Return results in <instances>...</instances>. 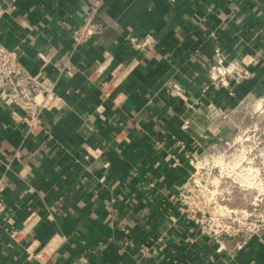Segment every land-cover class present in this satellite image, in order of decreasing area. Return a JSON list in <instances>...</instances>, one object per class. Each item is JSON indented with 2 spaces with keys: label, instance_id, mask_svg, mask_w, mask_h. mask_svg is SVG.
I'll list each match as a JSON object with an SVG mask.
<instances>
[{
  "label": "crops",
  "instance_id": "crops-1",
  "mask_svg": "<svg viewBox=\"0 0 264 264\" xmlns=\"http://www.w3.org/2000/svg\"><path fill=\"white\" fill-rule=\"evenodd\" d=\"M93 1L0 0V43L56 83L38 134L0 106V264H264V235L241 250L211 242L177 203L186 156L225 142L220 113L264 92V0H106L102 34L75 48ZM217 54L258 61L233 96L206 89ZM61 56L72 77L54 68ZM5 219L29 231L14 240Z\"/></svg>",
  "mask_w": 264,
  "mask_h": 264
},
{
  "label": "built area",
  "instance_id": "built-area-1",
  "mask_svg": "<svg viewBox=\"0 0 264 264\" xmlns=\"http://www.w3.org/2000/svg\"><path fill=\"white\" fill-rule=\"evenodd\" d=\"M106 0H94L93 5L87 15V19L72 32V41L75 48L87 44L94 37L101 35L103 27L100 18V11L103 9ZM129 42L136 50H141L144 46L134 38H129ZM258 61L250 56H245L239 60L227 62L225 57L217 54L208 68L207 82L208 89L211 87L216 91L226 92L229 96H233L235 89L242 86L255 77L254 72L250 69L256 66ZM54 68L62 75L72 77L76 72V66L71 62L70 57L61 56L53 62ZM55 85L53 80H47L45 76L38 78L35 77L21 61L20 54L16 49H9L0 43V106L6 107L16 120L25 126L26 134L35 135L42 131L43 120L42 114L45 110L52 109L56 102ZM174 92L180 98L186 99L185 91L174 86ZM251 96L253 99L257 95L247 94L243 99L234 107L229 110H224L220 113L223 121L228 120L229 114L237 112V109L244 103L246 99ZM263 99L257 100L255 103L261 104ZM228 143L227 141L225 142ZM223 155H211V151L205 154L198 155L191 153L186 156V159L192 168L190 176L184 180L178 189L177 203L179 212L185 217L188 230L194 232L198 230L201 235L208 238L211 242L219 244L223 239L221 233L224 231V225L218 224V231L206 232L202 225L205 222H218L219 219L225 217L224 214L216 215V211H209L204 202L201 200L203 188V180L209 177L207 174V166L209 161L219 162L224 158ZM14 158L19 160L21 158L20 151H16ZM230 159V156L228 157ZM262 158H264V151H262ZM260 157V163L263 159ZM221 168V167H220ZM222 170V168H221ZM206 176V177H204ZM6 188L5 181L0 179V219L6 218L7 207L3 202V193ZM206 208V209H205ZM235 214V213H234ZM233 215V214H232ZM231 218V216H228ZM236 216V215H234ZM243 217V216H242ZM7 219V218H6ZM5 219V220H6ZM8 223L7 232L14 240H18L21 234L29 231V219L23 223L22 228H12V222L6 220ZM257 227V228H255ZM264 235V226H253L252 229L246 232L240 242L236 245L238 250H241L246 243L253 239ZM165 245H161L154 249L156 254L164 251ZM220 251L223 247L220 245ZM38 260H42L39 253L36 255Z\"/></svg>",
  "mask_w": 264,
  "mask_h": 264
},
{
  "label": "rangeland",
  "instance_id": "rangeland-1",
  "mask_svg": "<svg viewBox=\"0 0 264 264\" xmlns=\"http://www.w3.org/2000/svg\"><path fill=\"white\" fill-rule=\"evenodd\" d=\"M260 99L263 101L257 105L255 102ZM228 114L230 115L227 120L228 143L225 141L218 144L211 151V155L225 157L220 163L209 161L206 176L210 175L207 180H203L201 192L203 197L201 200L205 207L209 211H216L215 217L222 214L225 217L219 219V223L217 220L214 223L205 222L202 228L206 232H212L218 231V224L224 225L221 238L239 241L254 225L264 226V168L259 159L264 151V92L253 99L250 96L236 113ZM255 155L258 158L253 160V163L256 162L262 171H248L250 167L258 169L254 164H246L249 162L248 159L251 160ZM237 161L240 165L236 164ZM237 173L240 177H236ZM247 173L250 174L252 187L243 181Z\"/></svg>",
  "mask_w": 264,
  "mask_h": 264
},
{
  "label": "bare ground",
  "instance_id": "bare-ground-1",
  "mask_svg": "<svg viewBox=\"0 0 264 264\" xmlns=\"http://www.w3.org/2000/svg\"><path fill=\"white\" fill-rule=\"evenodd\" d=\"M243 157V156H242ZM254 158H252L251 160L250 159H248V161L249 162H247L246 164H250V165H252V164H254V166L256 167H258V169H255V168H253V167H250L251 169H248V171H252V170H260V171H262L261 169H259V166L256 164V162H254L253 163V160H255V159H257L258 157L255 155V156H253ZM260 157L262 158V154L259 156V159H260ZM263 159V161H262V163L264 164V158H262ZM261 161V160H260ZM243 162V161H242ZM236 163V162H235ZM237 165H240V162L239 161H237V163H236ZM242 164V163H241ZM264 168V167H263ZM243 170L241 169L240 170V172H242ZM247 171V172H248ZM227 173H229V172H227ZM245 175V174H244ZM249 173H247L246 175H245V177H244V179H243V181L245 182V183H248V185H250L251 184V179H250V177H249ZM258 176V175H257ZM236 177H240V174L239 173H237V175H236ZM239 179V178H238ZM258 179V178H257ZM241 180V179H240ZM243 182V183H244ZM257 183V182H256ZM254 184H255V182H254ZM251 186V185H250ZM252 187V186H251ZM258 187V186H257ZM230 216V215H229Z\"/></svg>",
  "mask_w": 264,
  "mask_h": 264
}]
</instances>
